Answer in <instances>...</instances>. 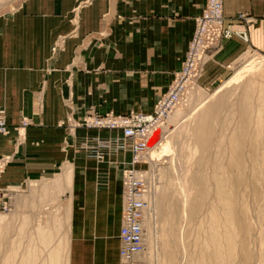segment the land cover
Wrapping results in <instances>:
<instances>
[{
	"label": "crops",
	"instance_id": "obj_1",
	"mask_svg": "<svg viewBox=\"0 0 264 264\" xmlns=\"http://www.w3.org/2000/svg\"><path fill=\"white\" fill-rule=\"evenodd\" d=\"M203 2L24 0L0 14V187L12 188L11 239L17 215L34 217L55 199L66 221L65 264H120V171L115 158L98 163L79 149L85 136H106L79 123L148 113L179 68ZM222 14L231 26L245 16L234 24L243 42L205 56L202 85L222 78L245 48L264 55V0H222Z\"/></svg>",
	"mask_w": 264,
	"mask_h": 264
},
{
	"label": "rangeland",
	"instance_id": "obj_2",
	"mask_svg": "<svg viewBox=\"0 0 264 264\" xmlns=\"http://www.w3.org/2000/svg\"><path fill=\"white\" fill-rule=\"evenodd\" d=\"M22 1L0 0V14ZM236 20L246 23L242 14ZM234 24L230 40L243 42ZM225 41L206 50L193 87L150 134L147 156L135 165L146 192L142 264H264V55L245 48L222 78L202 85L205 56L218 52ZM107 115L113 114H89L79 125L85 128V118ZM105 132L95 136L105 139ZM114 158L118 171L130 162L128 154ZM0 191L11 203L10 211L0 213V264H65L60 204L50 199L34 217L17 215L19 227L11 239L12 188ZM33 224L46 228L47 235L34 236Z\"/></svg>",
	"mask_w": 264,
	"mask_h": 264
},
{
	"label": "built area",
	"instance_id": "obj_3",
	"mask_svg": "<svg viewBox=\"0 0 264 264\" xmlns=\"http://www.w3.org/2000/svg\"><path fill=\"white\" fill-rule=\"evenodd\" d=\"M230 27L222 15V0H205L201 12L195 18L194 30L180 67L168 83L166 92L155 101L149 113L92 116L83 120L85 128L116 132L115 137L107 134L105 139L98 136L83 138L79 149L87 158L102 163L105 159H113L117 154L130 156V163L126 166L121 164L119 169L122 190L119 256L124 259L125 264H139L133 256L142 249L140 223L141 209L145 207L142 197L146 192L144 181L136 176L134 166L146 154L145 137L150 130L164 121L181 101L186 90L195 83L206 50L230 38ZM3 115L0 111V135L7 130ZM10 205L9 197H5L0 191V212L9 211Z\"/></svg>",
	"mask_w": 264,
	"mask_h": 264
},
{
	"label": "bare ground",
	"instance_id": "obj_4",
	"mask_svg": "<svg viewBox=\"0 0 264 264\" xmlns=\"http://www.w3.org/2000/svg\"><path fill=\"white\" fill-rule=\"evenodd\" d=\"M222 15H223V14H222ZM224 19H225V18H224ZM231 29H232V28L229 29V31H230V38L227 39L226 41L230 40V39L232 38V36H233V31H232ZM193 85H194V84H193ZM193 85H192V87H193ZM192 87L188 88V89L186 90L185 94H186V93H187ZM185 94L183 95V97L185 96ZM183 97H182V99H183ZM182 99H181V101H182ZM181 101H180V103H181ZM176 108H177V107H176ZM173 111H174V110H173ZM169 115H170V114H169ZM169 115H167V116L165 117L164 121L169 117ZM159 126H161V125H158V126H156L155 128H153L152 130H150V131L148 132V134L146 135V137H145L147 151H146L145 156L143 157V160L145 159V157L147 156V153H148V149H149L148 139H149V136H150V134H151L154 130H156ZM6 132H7V130L5 131V133H4L3 135H5ZM112 132H114V131H112ZM114 133H115V135H116V132H114ZM142 162H143V161H142ZM129 163H130V162H128L127 165H128ZM138 165H140V164H138ZM138 165H136V166H138ZM136 166H135V168H134V171L136 172L135 174H136V176H137L138 178H141V170H136ZM142 198L145 199V194L143 195ZM10 208H11V207H10ZM145 208H146V204H145V207H144L143 209H141V211H142V216H141L140 229H141L142 249H141V251H140L139 253H137V254H135V255L133 256V259H134L135 261H138L139 264H142L141 256H142V254H143V252H144V244H143V219H144V215H145V212H146ZM9 211H10V209H9ZM7 212H8V211H7ZM0 213H2V212H0ZM121 224H122V220H121ZM120 227H121V226H120ZM39 233H40V232H39ZM41 235H43V234H41ZM214 241H215V240H214ZM119 259H120V264H125L124 259H122L120 256H119ZM220 264H221V263H220Z\"/></svg>",
	"mask_w": 264,
	"mask_h": 264
}]
</instances>
